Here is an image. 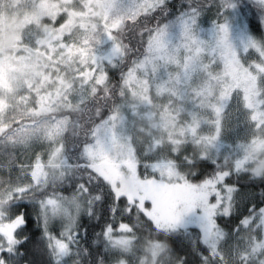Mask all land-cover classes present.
<instances>
[{"label": "snow or ice", "instance_id": "snow-or-ice-1", "mask_svg": "<svg viewBox=\"0 0 264 264\" xmlns=\"http://www.w3.org/2000/svg\"><path fill=\"white\" fill-rule=\"evenodd\" d=\"M213 3L207 29L198 0H181L174 17L170 0H130L123 9L117 0H84L79 12L50 16L59 43L47 42V55L37 50V57L51 60L64 49L60 56L77 57L85 71L78 90L61 81L55 94L47 75L33 73L25 84L35 104L20 97L31 122L13 127L0 118V139L27 156L20 162L10 154L0 173V264H79L74 249L85 218L94 225L89 264H264V163H249L264 151V0H247L259 25L249 19L238 42L232 26L243 0L207 7ZM154 13L160 19L136 33L131 55L126 30ZM76 17L89 18L85 36L70 42L69 28L64 41ZM105 42L107 66L89 54ZM24 51L0 61V80L8 76L0 117L19 88L8 65L26 66L32 50ZM110 70H119L118 81ZM233 103L231 114L247 127L235 158L221 143ZM233 218L244 243L230 260L223 225Z\"/></svg>", "mask_w": 264, "mask_h": 264}, {"label": "rangeland", "instance_id": "rangeland-1", "mask_svg": "<svg viewBox=\"0 0 264 264\" xmlns=\"http://www.w3.org/2000/svg\"><path fill=\"white\" fill-rule=\"evenodd\" d=\"M117 2L123 9L127 8L130 0H117ZM83 3L84 0H0V61H4L6 57L11 58L28 55V53L24 51V48L32 50L31 60L26 62V66L16 63L15 61H12L8 65V74L15 75L19 83L17 92L9 96V105L14 100L13 97L25 91L27 92V95H25L33 96L35 99L34 102H36V94L34 92L29 93L25 84L26 80L34 78L32 74L35 72H41L49 77V81L46 82V87L49 91H52L53 94H55L58 87L62 88L61 81H63L64 84L71 83L74 89H79V73L84 72L85 67L78 62L77 57H73L71 61H69L66 56L61 57L60 53L63 52L64 49H58L53 53L51 60L45 57H37L36 52L38 50L47 55L48 49L44 47V44L51 41L52 46L55 47L59 43V41L53 38L57 33L52 30L57 26L52 23L50 16L56 14L58 10L65 8L69 11L79 12L81 11V5ZM216 3H218V0ZM212 6L213 8L211 9H205L204 15L202 16V27L205 29L211 27V21L216 18L217 8L215 3H213ZM62 14L67 16L66 12ZM87 23H89V18L76 17L73 25L66 26L63 40L69 41L67 31L70 28L72 34V40L70 42L78 43L82 41L85 32L81 25ZM244 24L245 21L242 18L240 19L238 17L235 19L232 26L233 40L238 42L237 37L239 31ZM10 41L13 43L22 41V44L9 47ZM90 48L92 50L89 54L94 56L100 64H102L103 60L107 62L104 57H106L111 50L110 43L95 44L94 46H90ZM21 68L23 71L16 70ZM64 69L75 81L71 80V82H69L65 80V77L68 75H64L62 72ZM7 83L8 76L5 74L3 80H0V87L6 86ZM36 83H39V79H36ZM33 86L35 87V84ZM69 91L72 90L70 89ZM76 94V92H72L73 96H76ZM61 99H63V97H61ZM2 107L3 105L0 104V108ZM235 108L236 104L233 103L232 107L229 109V115L225 120V131L221 138V143L226 145L223 150L224 153H231L234 158L241 154L237 149V145L244 143L247 135V127L242 123L243 116L241 115L240 118L237 119L231 114ZM205 131H207V129H205ZM37 145L41 147L39 144ZM229 145L231 147H227ZM249 163L254 166L264 163V151L257 152L255 154V159L250 160ZM237 226L238 224L233 228H225V231L228 232V238L223 243L222 247L228 254L230 260L232 256V247L244 243V241L240 240V237L235 231Z\"/></svg>", "mask_w": 264, "mask_h": 264}, {"label": "trees", "instance_id": "trees-1", "mask_svg": "<svg viewBox=\"0 0 264 264\" xmlns=\"http://www.w3.org/2000/svg\"><path fill=\"white\" fill-rule=\"evenodd\" d=\"M198 2L203 10L213 8V6L207 7L209 3H212V0H198ZM177 6L183 7V5H181V0H170V7L174 10L172 12V17L179 14L180 7ZM241 8L242 9L238 17L240 19L242 18L245 21V23L250 19L252 21V26L257 27L259 25V21L255 17L253 11H250L249 8L247 7V0H243V3L241 4ZM159 19H160V13H154L148 17H141L137 26L126 30L124 42L130 44V46L133 48V53L131 55H135V48L137 46V40H138L136 33L139 30L143 29L144 27H149V28L155 27ZM102 64L104 66H107V62H104V60L102 61ZM62 72L64 73L65 76L68 75L65 69ZM109 74L113 78V82H116L120 79L119 70H110ZM65 80L71 82L73 78L68 75L67 77H65ZM25 94L27 95L26 91L18 93L13 98L14 100L10 104V107H8L7 111L3 114L2 117H0L7 121L12 122L13 127L17 126L15 124V120L17 119L22 120L24 123L31 122L30 118L25 117L23 115L24 105L23 102L19 100L21 95L26 96ZM34 101H35L34 97L31 96V99L28 101V103L34 105L35 104ZM18 102H19V107H16ZM36 147L39 148L38 145H36ZM10 154H12L13 158L17 159L20 162H25L27 160V156L25 154H22L21 146L19 145L14 146L11 142L6 143L3 139H0V173H2L6 169ZM81 174L84 176V179L87 180V174L83 171ZM5 183H6V178L3 175H0V190L3 189ZM33 212H35V209H33ZM237 224H238V219L233 218L231 220H228L223 225V227L233 228ZM93 227L94 225L88 222L87 218H85L81 224L80 235L78 237L79 242L74 249L76 253V255H74V259L78 260L79 264H89V261L94 259V257L92 256ZM31 228L33 233L38 238L40 236L41 230L39 227H37L34 216L32 217L31 220ZM96 230L98 231V228ZM40 248L41 251L44 250L43 241H40Z\"/></svg>", "mask_w": 264, "mask_h": 264}]
</instances>
